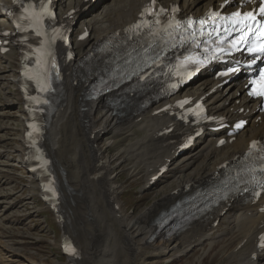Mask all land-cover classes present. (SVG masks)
<instances>
[{"label": "bare ground", "instance_id": "bare-ground-1", "mask_svg": "<svg viewBox=\"0 0 264 264\" xmlns=\"http://www.w3.org/2000/svg\"><path fill=\"white\" fill-rule=\"evenodd\" d=\"M52 1L61 10V15L75 9L73 21L80 28L86 25L92 32V36L88 38L72 39L77 57L63 63L61 100L59 107L46 121L43 141L44 149L57 172L61 189L62 236H67L79 250L75 264H156L168 252L172 255L168 260H172L176 256L186 255L193 248L204 254L219 243L226 247L234 243L224 255L227 264H264V249L258 247L259 234L264 231V214L259 213L258 208L264 202V193L255 204L243 203L240 199L232 200L226 204L223 213H220L224 209L221 207L212 217L195 221L180 232L171 235L161 232L152 237L156 229L154 221L162 210L168 209L192 189L207 186L214 175L221 171V164H228L243 153L250 140L264 137V117L257 120L255 104H249L242 96V82L239 80L241 77L233 79L232 87L226 84L223 89L216 87L211 91L221 79L214 78L209 71H204L196 83L168 99L172 101L183 95L193 96L195 99L203 96L210 113L222 114L230 120L239 117L250 120L249 125L232 142L222 147L216 146V136L224 133L209 131L198 136L190 148L180 154L177 152V143L173 140L189 130L188 124L165 114L152 112L166 101L157 102L152 97L145 101L142 96L144 91H141L127 94L123 105L113 109L106 104L107 99L104 97H87L89 83L104 65L100 63L99 67H91L83 74L77 68L109 33L116 29L122 30L125 25L134 21L143 4L149 0H108L97 11L94 10L100 0ZM156 1L167 8L177 5L180 15L190 13L195 16L216 2ZM3 5L9 7L10 1L0 0L1 40L6 39L1 35L3 30H13L1 12ZM82 19L84 20L80 21ZM9 46V51L0 52V83L8 77L17 89L19 69L11 68L6 76L5 68H10L7 65L12 62L15 54H20V48L13 44ZM57 49L63 51L64 48L58 44ZM4 87H0L3 101L0 106L9 110L17 101L6 100L2 93ZM237 91L241 95H237ZM15 96L20 99L19 94ZM142 102L143 106L140 105ZM241 107L243 110L239 112ZM19 110L16 116L21 119L22 126L19 144L15 147L19 156L15 164L27 170L30 164L24 160L27 147L23 141L26 117L24 108L20 107ZM2 115L5 114L0 113V130L10 127L4 122L8 115ZM169 122H172L170 133L160 134ZM3 139L4 136L0 137V140ZM4 152V148L0 149V155ZM4 162L7 164V161ZM161 166L167 168L166 172L152 180V175ZM4 171L7 172L6 165L0 162V175ZM123 171L129 176L143 178L142 192L154 189L164 179L163 186L156 190L151 202L133 213L125 212L119 202L122 188L118 177ZM26 174L29 179L24 187L29 193L23 198L26 200L34 195L40 196L37 178L28 171ZM1 182L0 180V214L14 205L7 199L13 194V190L2 187ZM1 197L8 201L1 200ZM216 220L218 223L214 225ZM1 224L3 219L0 215ZM38 240L47 239L41 236ZM13 242L22 243V240H5L0 236V250L3 248L9 261L16 263L23 254L9 249L8 244H14ZM61 244L58 241V245ZM24 257L26 256L23 255L26 264H46L42 260L36 262V258ZM70 260L62 264H68Z\"/></svg>", "mask_w": 264, "mask_h": 264}, {"label": "rangeland", "instance_id": "rangeland-1", "mask_svg": "<svg viewBox=\"0 0 264 264\" xmlns=\"http://www.w3.org/2000/svg\"><path fill=\"white\" fill-rule=\"evenodd\" d=\"M107 1L108 0H100V3L98 2L99 4L94 11L101 9L103 5L107 3ZM7 66H10V63ZM16 66L17 65L15 63H12L13 68L11 66L10 68L6 67L5 70L7 74L5 75L8 76V71L11 68L15 69ZM4 85L5 90L3 94L5 95L6 100L10 102L14 99L17 101V103L14 106L8 108L9 110L4 108L5 112H8V118L10 117L8 122H4H7L10 128L2 132V134L9 137V139H7L2 145L3 148L5 147V152L0 155V162L6 165L7 172L4 171L5 173L0 175V180L2 181V187H9L11 190H13V194L7 199L11 200L14 205L7 209V211H3V214H0L4 221L3 224L0 225V228H9L8 230L4 231V234L7 238H12V240H22V243H10L8 245L10 250L19 251L26 257L28 256L36 258V262L42 260L43 262L45 261L44 263L46 264H62L65 262V256L61 254L58 247V241L61 238L60 236L62 232L60 225L55 222V218L52 213L46 206H44V204H42L36 195L31 199L26 198L25 200V198H23L29 193V191L25 190L24 187L29 177L24 169L15 164L19 158L15 147L17 144H19L22 126V122L20 121L21 119L17 118L16 115L18 114L21 103L18 98H15L17 91L14 89L13 83L8 80V77L7 79H4V82L0 83V87H4ZM2 102L3 101L0 97V103ZM5 131H7V133H5ZM2 147L0 146V149H3ZM4 160L7 161V164L4 162ZM142 179L143 178L139 176H129L125 171H123L122 174H119L118 180L122 188V192L119 194V202L121 208L127 213H133L144 208L151 202L153 196L156 194V190L160 186H163L162 183L164 179H162V181H160L154 189L142 192ZM7 199L2 198V200ZM17 234H22L24 236L21 237ZM5 235H1L0 231L1 238H4ZM41 236L47 240L37 241V239L41 238ZM225 243L227 244V242ZM233 244L234 243L230 244L229 246L231 247ZM206 246H208V244H206ZM229 246L226 247L222 243H219L213 247L212 250L204 253L205 255L197 248H193L186 255L176 256L172 260H168V258L170 259V256H172L170 255V252H168L162 255L156 264H227V260L224 258V255L228 252ZM8 258V263L6 264H26V262L24 263L23 258H20V261H17L16 263L10 262ZM262 261L264 262V259Z\"/></svg>", "mask_w": 264, "mask_h": 264}, {"label": "snow or ice", "instance_id": "snow-or-ice-1", "mask_svg": "<svg viewBox=\"0 0 264 264\" xmlns=\"http://www.w3.org/2000/svg\"><path fill=\"white\" fill-rule=\"evenodd\" d=\"M260 11L262 14H264V4L261 5ZM240 15L241 14L239 12H236V13H232L231 17H225L224 19L228 20V19H232L235 17H240ZM243 16H244L245 20L251 19L252 21H255V16L253 15L252 12L244 13ZM200 23L204 24V21L202 20V21H200ZM235 23H240V21H236ZM244 27H249V25L247 23H245L243 25V27L241 28V31H243ZM249 30L251 31L250 27H249ZM248 39H249L248 37H241V43L248 42ZM249 51L250 52L264 53V44L260 45L257 48L249 47ZM261 76L264 77V71L261 72ZM253 83H255V81H253ZM251 94H257V95L264 96V83L261 84V87L258 90H256L254 93H250V95Z\"/></svg>", "mask_w": 264, "mask_h": 264}]
</instances>
